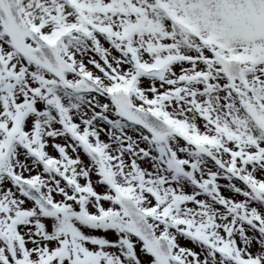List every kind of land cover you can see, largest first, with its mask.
Returning <instances> with one entry per match:
<instances>
[{
	"label": "snow or ice",
	"instance_id": "6c2138e0",
	"mask_svg": "<svg viewBox=\"0 0 264 264\" xmlns=\"http://www.w3.org/2000/svg\"><path fill=\"white\" fill-rule=\"evenodd\" d=\"M0 264H264V0H0Z\"/></svg>",
	"mask_w": 264,
	"mask_h": 264
}]
</instances>
